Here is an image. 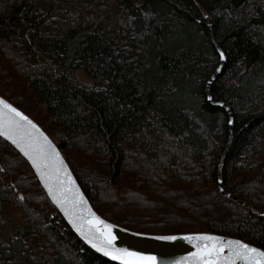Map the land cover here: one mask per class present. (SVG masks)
Returning <instances> with one entry per match:
<instances>
[{
  "label": "trees",
  "instance_id": "obj_1",
  "mask_svg": "<svg viewBox=\"0 0 264 264\" xmlns=\"http://www.w3.org/2000/svg\"><path fill=\"white\" fill-rule=\"evenodd\" d=\"M116 3V29L83 21L48 36L56 0H0V97L56 140L103 219L264 249V0ZM7 203L23 222L0 237V264H119L0 136V230Z\"/></svg>",
  "mask_w": 264,
  "mask_h": 264
},
{
  "label": "snow or ice",
  "instance_id": "obj_2",
  "mask_svg": "<svg viewBox=\"0 0 264 264\" xmlns=\"http://www.w3.org/2000/svg\"><path fill=\"white\" fill-rule=\"evenodd\" d=\"M220 55L223 58V53ZM0 135L11 140L28 157L52 199L88 244L112 260L121 261V264H160L156 256L116 246L114 225L102 220L88 206L52 142L28 116L2 98ZM159 239L175 240L177 237ZM183 239L195 243L196 251L190 253L193 264H264V250L240 240H225L209 234L185 236Z\"/></svg>",
  "mask_w": 264,
  "mask_h": 264
},
{
  "label": "rangeland",
  "instance_id": "obj_3",
  "mask_svg": "<svg viewBox=\"0 0 264 264\" xmlns=\"http://www.w3.org/2000/svg\"><path fill=\"white\" fill-rule=\"evenodd\" d=\"M98 20L106 32L117 28L116 0H56L54 10L42 30L48 36H60L71 26L83 21ZM77 78L84 82L90 80L82 70L77 71ZM259 102H262V99ZM54 141L57 144L56 140ZM3 215L6 225L0 230V237L7 240L12 230L22 226L23 215L19 207L10 203L6 204Z\"/></svg>",
  "mask_w": 264,
  "mask_h": 264
},
{
  "label": "water",
  "instance_id": "obj_4",
  "mask_svg": "<svg viewBox=\"0 0 264 264\" xmlns=\"http://www.w3.org/2000/svg\"><path fill=\"white\" fill-rule=\"evenodd\" d=\"M220 52L223 53L222 50H220ZM224 58L225 57H224V54H223V58L222 59H224ZM218 103L221 104V102H218ZM0 136L4 137L6 140H8L12 145L15 146V148L17 150L20 151V149L17 148L16 145L13 144L11 140H9L7 137H5L3 135H0ZM48 139L52 142V144L55 146L56 150L59 152L60 156L63 158L64 163L66 164V166H67V168H68L73 180L75 181L76 186L79 188V191L83 194L84 199L87 201L88 206L91 208V210L93 212L96 213L97 216H99V214H97V212L93 209V207L91 206L88 198L85 196V194L83 193V191L81 190V188L77 184L72 172L69 169V166L67 165V163H66V161L64 159V156H63V154L61 152V149L57 147V144L51 138L48 137ZM21 153L24 155L23 152H21ZM25 157L30 162V164L33 166L32 162L28 159V157L27 156H25ZM33 168L35 169L38 177L40 178V175L37 172L36 168L34 166H33ZM41 182H42L44 188L46 189V191L48 192V189L45 187L44 182L42 180H41ZM49 195H50V197L52 199V196H51L50 193H49ZM53 202L59 208V210L61 211V213L63 214L64 218L67 220V222L73 227V225H72L71 221L69 220L68 216L65 215L64 211L60 208V206L54 200H53ZM99 217L102 220L106 221L107 223L112 224L111 222L103 219L101 216H99ZM112 225H114L113 232L117 236L116 246L118 248H127L130 251L140 252V253H143L145 255L156 256L157 260L160 262V264H193V262L191 260V257H190V253H193V252L196 251L195 243L191 242L189 240L183 239V237L192 236V235H198V234L178 235V236H174V237H177V239H175V240H167V239H159V237H166V236H146V235H141V234L133 233V232H131V231L125 229V228H122L120 226H117L115 224H112ZM204 234H209V235L223 237V238H225V240H228V239L238 240V239H235V238H232V237H229V236H225V235H221V234H212V233H204ZM81 238L83 239V237H81ZM83 241L87 245L92 247L84 239H83ZM240 241H242V240H240ZM242 242H244V241H242ZM244 243H247V242H244ZM247 244H249V243H247ZM249 245L252 246V247L261 249V248H259L257 246L252 245V244H249ZM261 250H264V249H261ZM108 258L111 259V257H108ZM113 261L121 264V261H118V260H113Z\"/></svg>",
  "mask_w": 264,
  "mask_h": 264
}]
</instances>
